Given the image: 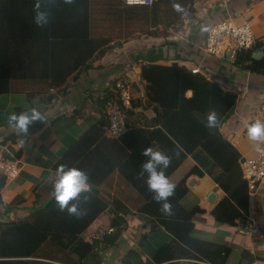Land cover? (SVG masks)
<instances>
[{
	"label": "crops",
	"instance_id": "obj_1",
	"mask_svg": "<svg viewBox=\"0 0 264 264\" xmlns=\"http://www.w3.org/2000/svg\"><path fill=\"white\" fill-rule=\"evenodd\" d=\"M174 4H180L183 13L177 12ZM89 6L90 39L106 42L92 60L94 68L83 72L75 83L74 76L68 78L65 86L70 85V89L65 96L59 92L61 87L52 88L51 81L60 79L63 73V45L54 39L49 45L50 79L41 78V66L37 64L39 68L27 70L29 78L11 80L10 92L0 96V143L22 166L20 177L15 181L0 176V231L9 224L32 225L42 208L47 213L62 212L53 196L57 179L55 166L91 127L103 128L106 125L104 98L114 95L115 83L122 78L131 85L134 98H139V101L135 100V107L127 115L126 134L120 139L106 135L102 138L100 150L103 159L99 158L106 167L104 175L110 174L98 186L97 197L107 209L81 238L87 243L99 244L102 264H123L132 249L153 262L159 250L173 237L163 229L166 236H162V232L151 234L152 226L158 223L142 218L139 211L145 200L132 185V156L140 158L148 147L160 151L154 140L162 131L159 115L164 105V89L142 81L141 69L149 65H179L188 72L199 68L208 79L218 82L227 91L237 93L235 107L226 116H216L215 127L210 129L206 126L209 114L196 115L238 163L256 157L264 140L253 142L246 133L249 124L257 119L264 121V114L259 111L264 105V75L208 55L205 42L210 28L218 22L249 24L255 37L253 57L262 61L264 0H157L151 7L128 5L126 0H91ZM34 29L41 31V27L32 31ZM43 30L44 33L53 32L55 28L47 26ZM31 48L39 49L40 46L32 45ZM190 92V97L186 95L188 98L193 96ZM32 108L43 116L45 125L42 129L32 130L40 120L29 124L26 132H19L7 122L10 113L17 110L26 112ZM63 115L62 119L50 122ZM132 129L148 132L147 139L133 151L130 148ZM127 161L131 162L129 170L123 167ZM197 162L189 156L169 181L176 186L198 165ZM88 166L95 165L91 162ZM101 166H96V169H101ZM109 168L111 172H106ZM208 168L215 171L212 163ZM237 172H240L238 168ZM188 185L190 191L181 205L187 211L197 207L204 210L194 218L193 236L199 241L226 247L220 264H264V189L253 196L249 194V215L256 223L255 232L250 235L240 230V223L223 225L212 217V211L226 192L210 174L194 175ZM94 205V197L88 196L84 213L92 210ZM114 224H121L125 229L115 244H110L111 235L101 243L95 240L94 233L99 227ZM161 238L164 244L156 245ZM16 240L25 239L16 237ZM22 257L18 259L20 264L88 263V260L80 262L72 251L56 247L49 241L34 254ZM180 263L209 264L189 259H182Z\"/></svg>",
	"mask_w": 264,
	"mask_h": 264
},
{
	"label": "trees",
	"instance_id": "obj_2",
	"mask_svg": "<svg viewBox=\"0 0 264 264\" xmlns=\"http://www.w3.org/2000/svg\"><path fill=\"white\" fill-rule=\"evenodd\" d=\"M90 1L0 0V96L10 92L11 80L29 78L27 70L39 68L37 64L41 66V78L50 79L49 45L54 39L60 40L63 45V73L60 79L51 81L52 88L61 87L59 92L65 96L70 89V85L65 86L68 78L74 76L75 83L83 72L94 68L92 60L106 42L90 39L88 33ZM37 2L42 11L48 12L49 19L48 23L41 27V31L36 29L32 31L38 27L34 22ZM47 26L54 27L55 31L44 33L43 27ZM32 45H38L40 48H31ZM255 49L251 48L241 53L234 64L264 75V59L262 61L254 59ZM244 63L251 64L243 65ZM140 77L149 85L164 89V105L159 115L162 131L154 141L156 147L171 160L168 168L164 170L165 175L170 179L189 156L198 160V165L175 186L173 195L168 198L171 211L165 213L162 210V202L155 201L153 194L148 190L147 173L142 172V165L148 157L142 155L136 159L132 156V185L145 200L139 212L142 218L158 223L157 226H152V232L163 229L172 235L173 240L159 250L153 262L144 259L138 250L132 249L124 258L123 264H180L182 259L220 264L226 247L199 241L193 236L194 218L204 210L197 207L193 211H187L181 205V201L190 191L189 179L194 175L203 176L206 172L226 192V196L211 213L214 220L223 225L233 226L245 215H249L250 193L247 182L243 179L240 163L196 115L215 112L216 116H226L235 107L238 94L227 91L218 82L208 80L204 73L193 74L179 65L144 66ZM118 80L127 82L122 78ZM189 91L193 92L191 98L186 96ZM132 97L133 108L139 98H134L133 93ZM114 99H117L115 86L114 95L105 96L103 106L106 104L107 109L108 103ZM64 116L56 117L50 122ZM44 125L45 121H39L32 130L42 129ZM104 127H91L82 140L55 166L56 171L61 165H65L82 170L88 175L92 190L72 201L77 204L78 214L70 215L67 210L47 213L42 208L32 225H7L5 230L0 231V264H20L19 258L34 254L47 241L56 247L72 251L80 262L88 260L86 264H102L98 253L99 244L87 243L81 235L107 209L97 197L98 186L110 174L104 175L106 167L100 161L101 141L105 137ZM147 137V131L132 129L131 150L140 146ZM91 162L94 163V167L88 166ZM209 163L214 164L215 171L208 168ZM98 165H102L101 169H96ZM130 165L131 162L127 161L123 167H128L129 170ZM237 168L240 170L239 173ZM121 169L123 170L122 167ZM110 170L106 169V172H111ZM98 176L102 178L99 179ZM91 195L95 199V205L92 210L84 213L88 196ZM111 227L116 228V232L110 238V244L113 245L125 229L121 224H114ZM16 237H24L25 240H16Z\"/></svg>",
	"mask_w": 264,
	"mask_h": 264
},
{
	"label": "built area",
	"instance_id": "obj_3",
	"mask_svg": "<svg viewBox=\"0 0 264 264\" xmlns=\"http://www.w3.org/2000/svg\"><path fill=\"white\" fill-rule=\"evenodd\" d=\"M156 1L126 0V3L132 6L151 7ZM254 44V31L249 24L237 25L225 20L210 28L206 37L205 51L208 55L215 58L235 63L238 56L244 51L251 49ZM191 72L193 74H202L199 68H193ZM115 93L117 99L110 101L106 109L104 132L110 138L120 139L127 132V115L133 105L131 85L118 80L115 83ZM259 111L264 114V105L260 107ZM240 168L251 196L264 189V145L256 157L243 159L240 162ZM21 171V163L0 143V176L6 180L15 181L19 179ZM239 223L240 230L243 232L250 235L255 232L256 223L250 215H245ZM115 232L116 228L114 227L101 226L95 231L94 238L101 243L105 241L107 236Z\"/></svg>",
	"mask_w": 264,
	"mask_h": 264
},
{
	"label": "clouds",
	"instance_id": "obj_4",
	"mask_svg": "<svg viewBox=\"0 0 264 264\" xmlns=\"http://www.w3.org/2000/svg\"><path fill=\"white\" fill-rule=\"evenodd\" d=\"M177 12L183 13L180 4H174ZM49 14L41 10L39 2L35 5L34 22L38 27H42L48 23ZM191 92L186 93L191 96ZM43 120V116L35 108L19 114L12 112L7 116V122L10 126L15 127L19 132H26L28 125L33 121ZM217 119L215 112L207 116L206 126L213 128L216 126ZM247 138L253 142L264 140V121L257 119L254 123L247 126ZM260 150V149H258ZM143 155L148 159L142 165V172L147 173V187L153 194V199L162 202V210L170 213L171 205L168 198L174 193L175 185L169 181L165 175V169L168 168L171 160L170 157L161 151L154 150L151 147L144 149ZM57 179L54 184L53 196L55 202L61 211L67 210L72 214H78L76 203L70 204V201L77 200L82 194L91 190L88 175L75 167H67L61 165L56 173Z\"/></svg>",
	"mask_w": 264,
	"mask_h": 264
},
{
	"label": "rangeland",
	"instance_id": "obj_5",
	"mask_svg": "<svg viewBox=\"0 0 264 264\" xmlns=\"http://www.w3.org/2000/svg\"><path fill=\"white\" fill-rule=\"evenodd\" d=\"M127 83H128V82H127ZM130 111H131V110H130ZM133 228H138V229L141 230L140 227H133ZM162 231H163V230H159V231H155V230H154L151 234H156V233L160 234L159 232H162ZM156 235H157V234H156ZM164 235L166 236V234H165L164 232H162V236H164ZM157 242H158V243H156V245L160 246V244H162V243H161V242H162V238H161V239H158ZM163 244H164V243H163ZM163 244H162V245H163ZM162 245H161V246H162Z\"/></svg>",
	"mask_w": 264,
	"mask_h": 264
},
{
	"label": "water",
	"instance_id": "obj_6",
	"mask_svg": "<svg viewBox=\"0 0 264 264\" xmlns=\"http://www.w3.org/2000/svg\"><path fill=\"white\" fill-rule=\"evenodd\" d=\"M180 264H182V263H180ZM184 264H189V263H184Z\"/></svg>",
	"mask_w": 264,
	"mask_h": 264
},
{
	"label": "bare ground",
	"instance_id": "obj_7",
	"mask_svg": "<svg viewBox=\"0 0 264 264\" xmlns=\"http://www.w3.org/2000/svg\"><path fill=\"white\" fill-rule=\"evenodd\" d=\"M54 122V121H53Z\"/></svg>",
	"mask_w": 264,
	"mask_h": 264
}]
</instances>
